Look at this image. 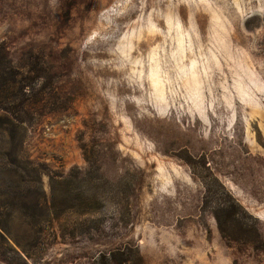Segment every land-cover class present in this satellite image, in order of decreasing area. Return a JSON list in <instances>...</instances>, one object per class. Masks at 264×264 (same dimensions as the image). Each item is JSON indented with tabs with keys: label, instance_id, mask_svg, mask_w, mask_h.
Returning <instances> with one entry per match:
<instances>
[{
	"label": "rangeland",
	"instance_id": "rangeland-1",
	"mask_svg": "<svg viewBox=\"0 0 264 264\" xmlns=\"http://www.w3.org/2000/svg\"><path fill=\"white\" fill-rule=\"evenodd\" d=\"M0 264H264V0H0Z\"/></svg>",
	"mask_w": 264,
	"mask_h": 264
},
{
	"label": "trees",
	"instance_id": "trees-1",
	"mask_svg": "<svg viewBox=\"0 0 264 264\" xmlns=\"http://www.w3.org/2000/svg\"><path fill=\"white\" fill-rule=\"evenodd\" d=\"M2 109L6 110V111H10V108L6 107V106H1ZM205 200L207 201L206 203H209L210 199L208 200V198L206 197ZM233 215V213H232ZM216 216V215H215ZM217 217V216H216ZM219 218V217H217Z\"/></svg>",
	"mask_w": 264,
	"mask_h": 264
}]
</instances>
